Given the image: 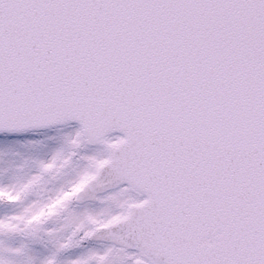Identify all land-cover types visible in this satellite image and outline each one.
<instances>
[{
	"label": "snow or ice",
	"instance_id": "1",
	"mask_svg": "<svg viewBox=\"0 0 264 264\" xmlns=\"http://www.w3.org/2000/svg\"><path fill=\"white\" fill-rule=\"evenodd\" d=\"M0 264H264V0H0Z\"/></svg>",
	"mask_w": 264,
	"mask_h": 264
}]
</instances>
